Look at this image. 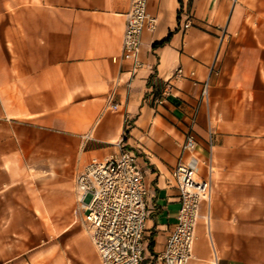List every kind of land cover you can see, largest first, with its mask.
Listing matches in <instances>:
<instances>
[{
    "label": "crops",
    "instance_id": "obj_1",
    "mask_svg": "<svg viewBox=\"0 0 264 264\" xmlns=\"http://www.w3.org/2000/svg\"><path fill=\"white\" fill-rule=\"evenodd\" d=\"M129 8L130 0H0V167L28 168L38 157L81 171L117 144L134 152L153 264L176 223L171 169L197 109L198 152L207 157L211 133L214 173L188 264H264V0H149L157 25L141 35L134 75L121 56ZM179 68L184 78L173 79ZM71 253L75 264H100L89 233Z\"/></svg>",
    "mask_w": 264,
    "mask_h": 264
},
{
    "label": "built area",
    "instance_id": "obj_2",
    "mask_svg": "<svg viewBox=\"0 0 264 264\" xmlns=\"http://www.w3.org/2000/svg\"><path fill=\"white\" fill-rule=\"evenodd\" d=\"M149 0H130L122 38V59L130 62L134 75L141 67L138 56L141 35L153 31L157 19L147 12ZM188 27V20L185 22ZM193 76V73L190 74ZM177 69L173 79H182ZM208 82L201 91V102L207 98ZM157 104L162 99L156 100ZM116 104H109L112 111ZM197 109L192 113L181 144V156L171 169L178 193L179 209L176 223L162 253L153 264H188L193 257L195 227L202 203H209L212 193L213 165L211 152L213 135L207 139V157L198 152L193 131ZM115 152L102 159L92 158L73 179L76 208L87 226L90 241L100 264H150L145 262L144 232L148 216L143 169L137 155L117 144ZM205 167L200 177V167Z\"/></svg>",
    "mask_w": 264,
    "mask_h": 264
},
{
    "label": "rangeland",
    "instance_id": "obj_3",
    "mask_svg": "<svg viewBox=\"0 0 264 264\" xmlns=\"http://www.w3.org/2000/svg\"><path fill=\"white\" fill-rule=\"evenodd\" d=\"M79 171L38 157L28 168L0 167V264H75L73 243L88 237L73 187Z\"/></svg>",
    "mask_w": 264,
    "mask_h": 264
}]
</instances>
